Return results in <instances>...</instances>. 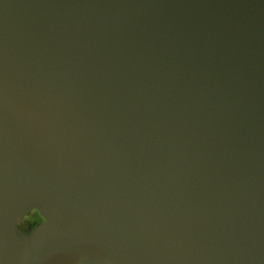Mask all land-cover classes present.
Instances as JSON below:
<instances>
[{"label":"water","instance_id":"obj_1","mask_svg":"<svg viewBox=\"0 0 264 264\" xmlns=\"http://www.w3.org/2000/svg\"><path fill=\"white\" fill-rule=\"evenodd\" d=\"M79 263L264 264V0H0V264Z\"/></svg>","mask_w":264,"mask_h":264},{"label":"flooded vegetation","instance_id":"obj_2","mask_svg":"<svg viewBox=\"0 0 264 264\" xmlns=\"http://www.w3.org/2000/svg\"><path fill=\"white\" fill-rule=\"evenodd\" d=\"M43 218L36 210H31L27 215H25L17 224L23 231L29 232L32 230ZM83 264V263H79Z\"/></svg>","mask_w":264,"mask_h":264},{"label":"rangeland","instance_id":"obj_3","mask_svg":"<svg viewBox=\"0 0 264 264\" xmlns=\"http://www.w3.org/2000/svg\"><path fill=\"white\" fill-rule=\"evenodd\" d=\"M18 228H20L21 229V227H19V225H18ZM20 231V230H19Z\"/></svg>","mask_w":264,"mask_h":264}]
</instances>
